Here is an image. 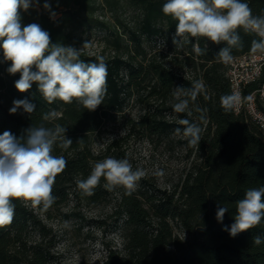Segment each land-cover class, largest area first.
I'll list each match as a JSON object with an SVG mask.
<instances>
[{"label":"trees","instance_id":"trees-1","mask_svg":"<svg viewBox=\"0 0 264 264\" xmlns=\"http://www.w3.org/2000/svg\"><path fill=\"white\" fill-rule=\"evenodd\" d=\"M47 2L51 11L56 13L54 19L43 8L45 0H39L38 8L21 10L22 25L38 23L49 32L53 43L73 47L81 40L79 34L92 29L103 31L107 46L127 53V59L122 55L104 57L108 67L107 95L95 111H88L75 100L71 104L60 100L47 103L36 84L27 92H19L15 88L19 73L11 75L7 72L10 62L4 61L0 49V134L8 130L17 138L24 136L27 128L41 122L43 112L54 110L56 117L52 124L67 127L66 138L73 141L67 150L60 148L59 142L54 148L53 154L64 156L67 164L55 179L53 195L57 199L52 207L64 203L71 188H75L73 193L87 202L104 198L107 193L102 188L104 178L92 196H82L77 182L91 173L95 159L91 149L96 132L104 121L124 109L133 89L139 91L151 82L149 95L167 99L174 87L190 88L192 81L200 80L206 85V90L197 97L195 104L205 110L203 121L194 107L189 116L187 113L176 114L172 104L163 103L160 107L148 106V113L140 121L145 130L160 135H169L177 127L182 128L179 119L187 118L200 124L203 132L199 146H189L183 136L179 141L196 155L197 163L170 191L161 190L145 180L139 182L130 196L119 187L113 213L114 228L122 246L108 249L102 264H264V243L259 246L252 243V237L264 236V220L235 237L224 230L225 226L230 227L234 223L236 201L243 198L246 190L264 186V140L259 136L257 125L242 114L225 112L220 104V97L231 93L226 64L216 57L224 44L207 41L208 51L204 55L197 54L194 45L198 43L204 48L205 38H190L182 48L176 47L172 38L177 21L162 12L166 0ZM246 2L253 14H264V0ZM105 9L114 16L117 12L132 9L135 13L131 20L133 25L123 23L115 16V24L110 27L99 17V11ZM240 36L243 48L233 49V56L251 52V41L258 38L243 30H240ZM124 40L128 42L125 45L122 43ZM157 40L162 41L180 67L190 68L191 76L186 77L153 60L145 63L144 43ZM97 57L82 49L80 59L96 62ZM251 88L246 86L244 94ZM23 99L35 104V112L30 116L20 109L10 114L13 101ZM165 113L172 114L174 119L168 121ZM80 140L82 143H78ZM14 202L16 208L12 223L0 227V264H53L50 230L29 206V201ZM218 203L229 208L222 223L216 219Z\"/></svg>","mask_w":264,"mask_h":264},{"label":"clouds","instance_id":"clouds-1","mask_svg":"<svg viewBox=\"0 0 264 264\" xmlns=\"http://www.w3.org/2000/svg\"><path fill=\"white\" fill-rule=\"evenodd\" d=\"M39 7V0H0V49L4 61L10 62L7 72L19 73L15 88L27 92L33 86L43 99L51 104L56 100L71 104L75 100L88 111H95L103 104L107 95L108 67L103 56L96 62H85L80 59L82 48L53 43L48 31L38 23L22 25L21 10ZM45 11L50 18L56 13L45 0ZM162 12L177 21L173 44L182 48L190 38H205V46L194 45V51L204 55L208 51L207 41L224 44L216 57L224 64L233 61V49L241 50L243 40L240 30L254 34L257 39L251 41L250 51L253 54H264V14H253L246 0H166ZM206 90L200 80L192 81L190 88L176 86L172 91L174 103L171 107L176 114L192 115V108L200 113L199 119H205V110L195 104L197 97ZM242 96L238 91L220 97L221 107L225 112H232L240 107ZM35 104L27 99L14 100L9 109L10 114L22 109L23 113L32 115ZM55 111L43 112L41 122L25 130V135L17 138L6 130L0 134V227L12 223L15 214V200L29 201L31 207L50 209L57 197L53 195V185L58 174L66 168L67 161L62 155H54V148L67 150L73 141L66 138L67 127L59 123L52 124ZM178 123L174 134L187 138L191 147L199 146L203 129L200 124L184 118ZM52 124V126H48ZM82 143V140L78 141ZM162 176V170L155 173ZM145 175L144 170H133L128 159L106 157L97 161L86 179L79 180L77 187L82 196H92L101 178L105 187L115 190L125 189L126 195H132L138 182ZM227 206L218 203L216 219L222 223ZM234 223L225 226L230 236L235 237L261 224L264 220V186L246 190L242 199L236 201ZM254 245L264 243V236L252 237Z\"/></svg>","mask_w":264,"mask_h":264},{"label":"rangeland","instance_id":"rangeland-1","mask_svg":"<svg viewBox=\"0 0 264 264\" xmlns=\"http://www.w3.org/2000/svg\"><path fill=\"white\" fill-rule=\"evenodd\" d=\"M99 13L101 15L99 17L110 27L115 24V16L129 26L133 25L131 20L135 17L132 9L117 12L115 16L107 9ZM79 36L81 40L75 47L80 49L88 42L89 46L82 49L90 55H101L105 58L122 55L124 59H127L125 50L115 51L106 45L103 31L92 29ZM122 43L125 45L128 42L124 40ZM144 47L147 53L145 63L153 60L186 77L192 75L189 67L178 65V60L173 59V55L169 53L161 40L150 44L145 42ZM129 49L134 55L131 45ZM149 85L151 82L139 91L133 89L124 109L104 121L96 132L91 149L95 157L92 168L95 162L109 156L116 159L126 158L132 164L133 170L136 168L144 170L145 175L141 180L161 190L170 191L178 186L192 170L193 165L197 163V157L179 142L182 140L180 136L174 133L160 135L153 131L149 132L145 130L144 124H140L141 117L148 113V106L160 107L162 103L167 105L175 102L172 94L167 99L149 95ZM165 119L172 121L174 116L165 113ZM160 170L164 174L156 175L155 173ZM104 185L105 180L102 188L107 193L104 198L96 202L81 199L73 193L75 188H71L64 203L51 207L47 211L39 207L33 208L29 203L40 221L50 230L53 264H102L108 249L121 248V238L114 228L113 213L119 187L109 191Z\"/></svg>","mask_w":264,"mask_h":264},{"label":"built area","instance_id":"built-area-1","mask_svg":"<svg viewBox=\"0 0 264 264\" xmlns=\"http://www.w3.org/2000/svg\"><path fill=\"white\" fill-rule=\"evenodd\" d=\"M233 57L226 64V76L231 92L238 91L242 96L240 107L233 112L255 123L264 140V54L247 52ZM246 86L252 88L244 94Z\"/></svg>","mask_w":264,"mask_h":264}]
</instances>
